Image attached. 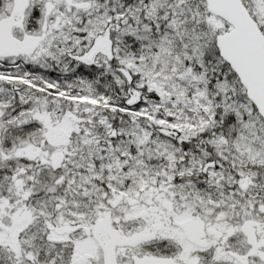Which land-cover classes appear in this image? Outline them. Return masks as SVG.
Wrapping results in <instances>:
<instances>
[{"label": "snow or ice", "instance_id": "1", "mask_svg": "<svg viewBox=\"0 0 264 264\" xmlns=\"http://www.w3.org/2000/svg\"><path fill=\"white\" fill-rule=\"evenodd\" d=\"M0 264H264V0H0Z\"/></svg>", "mask_w": 264, "mask_h": 264}]
</instances>
